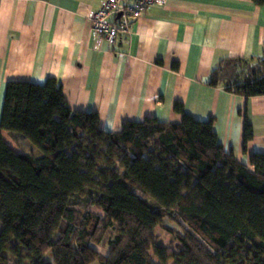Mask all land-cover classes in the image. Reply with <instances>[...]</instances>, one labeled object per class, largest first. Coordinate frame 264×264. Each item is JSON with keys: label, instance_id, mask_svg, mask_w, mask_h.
<instances>
[{"label": "trees", "instance_id": "obj_1", "mask_svg": "<svg viewBox=\"0 0 264 264\" xmlns=\"http://www.w3.org/2000/svg\"><path fill=\"white\" fill-rule=\"evenodd\" d=\"M206 83L264 95V49L222 58ZM174 109L178 123L145 117L109 131L96 112L72 109L55 78L8 81L0 130L37 152H14L0 133V264L48 249L53 264H264V153L243 163L218 142L213 118ZM251 136L245 115L244 148ZM157 227L181 247H164Z\"/></svg>", "mask_w": 264, "mask_h": 264}, {"label": "crops", "instance_id": "obj_2", "mask_svg": "<svg viewBox=\"0 0 264 264\" xmlns=\"http://www.w3.org/2000/svg\"><path fill=\"white\" fill-rule=\"evenodd\" d=\"M100 2L0 0V116L8 81L51 77L68 105L96 112L103 129L117 131L124 121L145 117L178 123L182 114L174 104L180 103L196 120L213 118L218 142L239 161L249 164L252 153H264V95L246 99L206 83L222 58H255L264 49V5L164 0L109 45L91 33L88 12ZM245 115L252 136L244 148ZM0 133L16 153L32 146L18 133Z\"/></svg>", "mask_w": 264, "mask_h": 264}, {"label": "built area", "instance_id": "obj_3", "mask_svg": "<svg viewBox=\"0 0 264 264\" xmlns=\"http://www.w3.org/2000/svg\"><path fill=\"white\" fill-rule=\"evenodd\" d=\"M101 0L96 10L88 12L91 33L95 38H103L114 45L119 33H127L148 7L161 4L164 0Z\"/></svg>", "mask_w": 264, "mask_h": 264}, {"label": "rangeland", "instance_id": "obj_4", "mask_svg": "<svg viewBox=\"0 0 264 264\" xmlns=\"http://www.w3.org/2000/svg\"><path fill=\"white\" fill-rule=\"evenodd\" d=\"M23 146H24L23 150L25 152H28V153L29 152H32V151L33 152H37L35 150V149H37L35 146H33L34 148L32 146H29V145H23ZM144 198L151 205H154V203L151 201V198L150 197H147L146 196ZM92 209L97 210L95 208H92ZM165 222H166V224L171 225V223L168 222L167 220H165ZM156 231H157V233H158V235L160 237L159 240H160L161 244L164 247H166L169 251H176V250H178L181 247V245L179 243L175 242L172 239V237L170 236V234L168 232H166L164 230V228L157 227L156 228ZM8 244L14 246L15 245V240L14 239H11ZM93 247L96 248L98 251L104 253V254L106 253V250L103 249V248H101V247H99V246L93 245ZM18 252L21 253V254H25V253H27V249L25 247H23V246H19ZM2 254L6 255V256H11L13 253L10 250H8V249H4L2 251ZM14 258H17V256H14ZM38 259H40L41 261H43L45 263L53 264V261H52V251H51V249H48L40 258H37V257H35L33 255H31V256L24 255L22 257L23 262L24 263H27V264L33 263V262H35Z\"/></svg>", "mask_w": 264, "mask_h": 264}]
</instances>
